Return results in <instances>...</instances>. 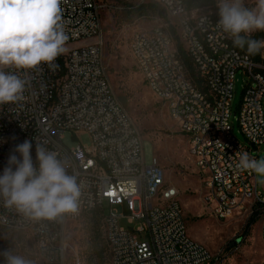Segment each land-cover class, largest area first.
<instances>
[{
    "label": "built area",
    "instance_id": "2783aa9c",
    "mask_svg": "<svg viewBox=\"0 0 264 264\" xmlns=\"http://www.w3.org/2000/svg\"><path fill=\"white\" fill-rule=\"evenodd\" d=\"M156 1L171 23L134 36L135 65L179 123L197 167L207 174L215 216L228 220L248 202L259 204L264 247V192L258 191L255 172L236 166L238 153L259 159L264 152V57L255 62L239 51L216 28L218 13L196 14L184 0ZM60 8L65 48L83 45L66 49L54 69H6L26 85L21 99L0 105V174L17 144L32 141L34 163L36 144H44L75 176L77 208L51 219L36 218L0 197V227L30 232L45 261L63 264L67 224L100 210L111 264H221L220 253L212 255L189 237L179 192L166 183L156 158L146 163L143 138L106 75L98 0H60ZM239 72L248 79L237 109L244 142L233 136L230 123ZM67 133L76 139L88 135L91 147L67 148ZM5 251L12 254V247L0 239V253ZM0 264H6L3 255Z\"/></svg>",
    "mask_w": 264,
    "mask_h": 264
},
{
    "label": "rangeland",
    "instance_id": "374dc122",
    "mask_svg": "<svg viewBox=\"0 0 264 264\" xmlns=\"http://www.w3.org/2000/svg\"><path fill=\"white\" fill-rule=\"evenodd\" d=\"M253 6L255 0H246ZM101 18L102 58L106 75L116 98L126 110L144 141L146 163L152 164L155 157L164 170L166 183L178 192V201L183 210L189 237L206 248L212 255L220 253L221 264H259L264 259L261 240L263 213L260 205L248 202L245 209L236 211L232 218L219 220L209 202L210 191L206 185L207 174L200 171L196 159L190 154L187 137L179 123L169 116L167 107L145 85L142 75L131 55V44L138 33H145L171 20L156 0H98ZM146 8V15L139 17L137 9ZM196 14L218 13L216 10L198 9ZM259 32L252 35L255 36ZM97 40H90L93 44ZM71 44L67 50L82 46ZM247 77L241 72L236 75L233 96V113L230 119L232 134L244 142L237 122V109L242 102ZM63 144L67 148L78 145L91 147L88 135L73 138L67 133ZM257 155V154H256ZM264 159V152L259 153ZM257 176L258 191L264 192V177ZM122 227H127L125 221ZM103 215L100 210L84 215L65 228L67 249L63 264H94L92 262L90 237L93 230L103 231ZM0 239L12 247V255L20 256L30 264H50L39 254L30 232L0 227ZM104 245L107 248L106 243ZM106 264H111L107 249Z\"/></svg>",
    "mask_w": 264,
    "mask_h": 264
},
{
    "label": "clouds",
    "instance_id": "9594fccd",
    "mask_svg": "<svg viewBox=\"0 0 264 264\" xmlns=\"http://www.w3.org/2000/svg\"><path fill=\"white\" fill-rule=\"evenodd\" d=\"M219 19L216 28L235 47L254 56L264 48V40L253 39L264 32V0L249 6L246 0H216ZM60 0H0V105L22 98L26 81L14 71L47 65L57 67L56 60L65 53L68 40L61 23ZM25 139L10 153L0 174V197L8 206L36 218H55L74 212L80 189L75 176L69 175L58 153L44 144L35 147ZM19 154V155H17ZM237 168L264 177V159L238 153ZM6 264H30L10 252L0 253Z\"/></svg>",
    "mask_w": 264,
    "mask_h": 264
},
{
    "label": "trees",
    "instance_id": "16d2710c",
    "mask_svg": "<svg viewBox=\"0 0 264 264\" xmlns=\"http://www.w3.org/2000/svg\"><path fill=\"white\" fill-rule=\"evenodd\" d=\"M186 3V6L188 8V10L192 11V10H198V9H208V10H217L216 8V3L214 0H184ZM161 15H163L162 11ZM137 13L139 17H143L146 15L147 11L145 7H139L137 9ZM218 16V14H217ZM173 33L175 34V31H173ZM253 39H257V40H264V32H259L258 34H256L255 36L252 37ZM239 51L247 54L246 49L245 50H241L240 48L236 47ZM249 56V55H248ZM253 61L255 62H261L262 57H264V48H261L260 53L254 55V56H249ZM183 59L190 71V74L193 78H195L197 80V77L195 75V72L193 70L191 61L189 60V58L186 55H183ZM199 82V81H198ZM103 215V212H101ZM104 242L107 245H104ZM90 248H91V255H92V262L94 264H106L107 262V249H108V253H109V258L111 260L110 257V252H109V247L107 244V241L105 239V234H104V228L103 231L96 229L93 230V234L90 237Z\"/></svg>",
    "mask_w": 264,
    "mask_h": 264
}]
</instances>
